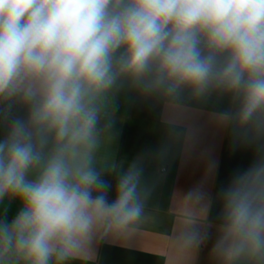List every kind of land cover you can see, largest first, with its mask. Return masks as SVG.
<instances>
[{
    "label": "clouds",
    "instance_id": "obj_1",
    "mask_svg": "<svg viewBox=\"0 0 264 264\" xmlns=\"http://www.w3.org/2000/svg\"><path fill=\"white\" fill-rule=\"evenodd\" d=\"M125 84L172 100L229 94L239 106L225 122L264 136V0H0V204L20 205L0 214V264H67L97 234L135 227L142 169L110 201L95 166ZM222 201L212 253L264 264V159Z\"/></svg>",
    "mask_w": 264,
    "mask_h": 264
},
{
    "label": "crops",
    "instance_id": "obj_2",
    "mask_svg": "<svg viewBox=\"0 0 264 264\" xmlns=\"http://www.w3.org/2000/svg\"><path fill=\"white\" fill-rule=\"evenodd\" d=\"M238 106L229 94L197 100L185 92L172 100L125 84L102 120L111 127L102 132L95 166L111 184L110 201L119 176L133 163L141 168L143 211L133 229L97 234L67 264H220L212 248L222 192L236 175L264 159V136L246 133L222 116ZM4 131L0 123V137ZM19 207L6 198L0 214L10 219ZM192 230L207 239L190 244L186 237Z\"/></svg>",
    "mask_w": 264,
    "mask_h": 264
}]
</instances>
